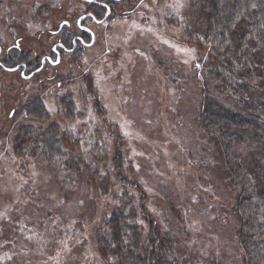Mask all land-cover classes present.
<instances>
[{"label": "rangeland", "instance_id": "rangeland-1", "mask_svg": "<svg viewBox=\"0 0 264 264\" xmlns=\"http://www.w3.org/2000/svg\"><path fill=\"white\" fill-rule=\"evenodd\" d=\"M188 4L122 0L103 23L84 21L95 42L82 49L79 61L80 52L30 79L0 70V264L113 263L98 253L93 232L123 187L111 178V191L102 198L94 184L63 189L52 169L43 170L29 154L14 150L10 135L26 118L23 105L35 98L69 133L65 149L76 139L84 153L101 139L96 136L102 112L121 138L127 174L136 182L132 189L145 198L144 209L158 228L174 235L180 259L197 256L198 248L213 264H242L237 190L226 179L219 145L199 128L203 102L237 108L203 74L208 48L194 31L203 30L204 13L188 16ZM90 9L84 0H0V46L18 41L20 50L40 56L58 41L51 32L59 24L69 22L76 31V19ZM86 80L101 112L85 94L75 118H65L59 98L85 93Z\"/></svg>", "mask_w": 264, "mask_h": 264}, {"label": "trees", "instance_id": "trees-1", "mask_svg": "<svg viewBox=\"0 0 264 264\" xmlns=\"http://www.w3.org/2000/svg\"><path fill=\"white\" fill-rule=\"evenodd\" d=\"M198 10L204 13L199 22L203 30L194 27L198 30L194 32L204 37L208 48L203 74L212 77L219 93L237 108L233 112L219 100L203 102L199 128L219 145L226 179L237 190L236 244L243 252L242 264H264V0H190L188 16ZM24 56L32 60L31 52L14 51L3 63L12 67ZM86 81L85 93L80 91L74 98L67 92L59 98L65 118H75L76 104L85 94L95 104L93 109L99 110L98 95ZM21 112L26 118L10 135L14 150L29 154L39 168L52 169L61 188L94 184L102 198L111 191V178L123 187L113 198L115 207L102 216L93 232L96 249L113 261L109 264H199L198 256L203 264L214 263L198 248L193 258L178 257L174 235L158 228L144 209L145 198L132 189L136 182L127 174L121 138L101 111L102 129L96 136L101 139L86 153L72 137L65 149L69 133L38 98L30 99ZM35 198L30 200L39 204Z\"/></svg>", "mask_w": 264, "mask_h": 264}, {"label": "flooded vegetation", "instance_id": "flooded-vegetation-1", "mask_svg": "<svg viewBox=\"0 0 264 264\" xmlns=\"http://www.w3.org/2000/svg\"><path fill=\"white\" fill-rule=\"evenodd\" d=\"M90 4L91 9L85 14L80 15L75 22L76 31L72 29L71 23L63 21L59 24L58 29L52 31L53 36H58V41L55 42L49 52H45L38 56L32 53V60L24 58L17 62L11 63L13 66L8 67L3 62L7 55L12 54L14 51L22 55L24 51L19 49V42L17 41L15 45H10L8 47L0 46V69L5 73H19L23 79L33 78L32 76L38 75L45 70H49L51 67L58 66L62 63L65 57L71 59L73 54L80 52L79 59L81 58L84 48L92 46L95 42V36L92 30L85 25L87 20H91L95 24L103 23L112 14V5L121 2L112 0H84ZM101 15L102 18L98 19L97 16ZM85 21V22H84ZM69 28V31L64 30ZM71 29V30H70ZM51 34V35H52ZM25 53V52H24ZM77 58L73 60L76 62ZM77 61V62H78ZM18 68L15 72H9L7 69ZM1 99V96H0Z\"/></svg>", "mask_w": 264, "mask_h": 264}, {"label": "snow or ice", "instance_id": "snow-or-ice-1", "mask_svg": "<svg viewBox=\"0 0 264 264\" xmlns=\"http://www.w3.org/2000/svg\"><path fill=\"white\" fill-rule=\"evenodd\" d=\"M164 43H168V41H164ZM16 46L18 47L19 45L17 44ZM172 47H175V45H172ZM176 50L179 51V52H184L186 55H189V56L192 54V50L191 49H180V48H177ZM185 63H187V61H185ZM105 107H107V105H105ZM49 111H54V109L49 108ZM89 115H92L91 112L89 113ZM128 134L129 133L125 132V135H128Z\"/></svg>", "mask_w": 264, "mask_h": 264}, {"label": "water", "instance_id": "water-1", "mask_svg": "<svg viewBox=\"0 0 264 264\" xmlns=\"http://www.w3.org/2000/svg\"><path fill=\"white\" fill-rule=\"evenodd\" d=\"M89 1V0H87ZM112 1H120V0H112ZM18 68H14V69H7V71L9 72H15Z\"/></svg>", "mask_w": 264, "mask_h": 264}]
</instances>
